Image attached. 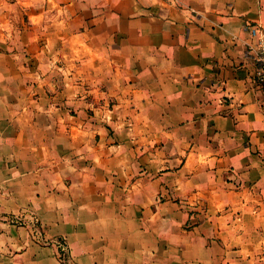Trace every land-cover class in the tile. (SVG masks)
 Instances as JSON below:
<instances>
[{"label": "crops", "instance_id": "0c3cea01", "mask_svg": "<svg viewBox=\"0 0 264 264\" xmlns=\"http://www.w3.org/2000/svg\"><path fill=\"white\" fill-rule=\"evenodd\" d=\"M263 49L264 0H0V264H264Z\"/></svg>", "mask_w": 264, "mask_h": 264}, {"label": "built area", "instance_id": "2783aa9c", "mask_svg": "<svg viewBox=\"0 0 264 264\" xmlns=\"http://www.w3.org/2000/svg\"><path fill=\"white\" fill-rule=\"evenodd\" d=\"M253 30H255V29H253ZM257 78L264 87V49L261 50L260 55H259ZM262 102H263L262 104L264 106V93H263V101ZM58 244L60 245L61 250L65 249V244L62 241H58Z\"/></svg>", "mask_w": 264, "mask_h": 264}]
</instances>
